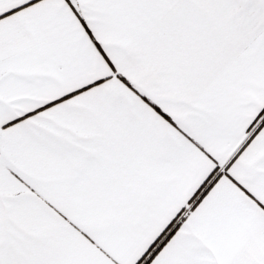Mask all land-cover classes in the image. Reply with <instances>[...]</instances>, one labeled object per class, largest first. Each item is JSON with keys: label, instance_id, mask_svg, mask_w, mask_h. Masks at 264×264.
<instances>
[{"label": "snow or ice", "instance_id": "6c2138e0", "mask_svg": "<svg viewBox=\"0 0 264 264\" xmlns=\"http://www.w3.org/2000/svg\"><path fill=\"white\" fill-rule=\"evenodd\" d=\"M0 264H264V0H0Z\"/></svg>", "mask_w": 264, "mask_h": 264}]
</instances>
